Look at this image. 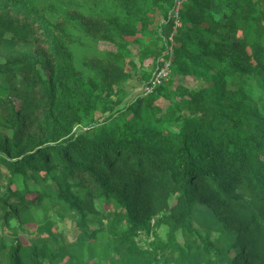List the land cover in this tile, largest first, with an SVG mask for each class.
<instances>
[{
    "label": "trees",
    "instance_id": "16d2710c",
    "mask_svg": "<svg viewBox=\"0 0 264 264\" xmlns=\"http://www.w3.org/2000/svg\"><path fill=\"white\" fill-rule=\"evenodd\" d=\"M178 1L0 0V264H264V0Z\"/></svg>",
    "mask_w": 264,
    "mask_h": 264
},
{
    "label": "rangeland",
    "instance_id": "374dc122",
    "mask_svg": "<svg viewBox=\"0 0 264 264\" xmlns=\"http://www.w3.org/2000/svg\"><path fill=\"white\" fill-rule=\"evenodd\" d=\"M53 3V5L55 6L56 10L59 11L60 9H62V6L60 5L59 2H51ZM160 17H158L159 19ZM160 22H164L163 19H159ZM157 23V22H156ZM181 28V27H180ZM179 29V28H178ZM138 50V49H137ZM136 50V51H137ZM136 51L134 52V54L137 55ZM174 52V50H173ZM174 54V53H173ZM133 60L139 64L138 62V58H136V56H134ZM150 67L152 66V64L150 63L149 65ZM153 72H151V69H147L146 70V74L147 75H151ZM136 80H140V79H135V80H130V81H127L125 87H126V94H128V99L125 103H131L135 100V98L137 96H140L142 95L141 92H142V87H143V80H140V82H137ZM140 83V84H139ZM197 84V83H196ZM192 85H194V83H192ZM20 86V85H18ZM252 95L254 97V99L258 102V105L260 107V109L264 112V92L263 90L261 89V86L259 83H254V90L252 92ZM163 101V100H162ZM159 104H161V101L158 102ZM164 105L167 104L165 101H163ZM125 106H121L120 107V110H123ZM125 109H127V107H125ZM141 115V118L142 117H146L145 121H147L149 124L148 126L154 130L156 129H165L166 128V124L165 123H158L154 120L153 118V115L150 113V112H146V113H143V114H139ZM172 129H175L172 127ZM97 207L99 210L103 211V218L105 220H109L112 218V211H106L103 209V204L102 203H98L97 204ZM37 216L38 218L41 217V211H39L37 213ZM197 216L198 217H201V218H207V217H210V211L207 207H200L199 209H197ZM75 219V218H74ZM58 223L60 226L63 227V229L66 231V233H70V232H73L75 231V223H74V220L72 218H64V219H59L58 220ZM166 228H163L162 230H159V235H161L162 237H165V231ZM153 238L152 237H145L143 242L141 243L142 245H146L147 243L149 242H152Z\"/></svg>",
    "mask_w": 264,
    "mask_h": 264
},
{
    "label": "built area",
    "instance_id": "2783aa9c",
    "mask_svg": "<svg viewBox=\"0 0 264 264\" xmlns=\"http://www.w3.org/2000/svg\"><path fill=\"white\" fill-rule=\"evenodd\" d=\"M186 2L187 0H179L171 12V17L175 20V30L169 39L170 42H173V37L176 34L177 29L182 27V22L180 20V11L184 7ZM173 53V47L169 48L168 54L170 56V59L165 61L153 71L149 83L142 87L143 95H151L158 87L168 81L171 73V56H173Z\"/></svg>",
    "mask_w": 264,
    "mask_h": 264
},
{
    "label": "crops",
    "instance_id": "0c3cea01",
    "mask_svg": "<svg viewBox=\"0 0 264 264\" xmlns=\"http://www.w3.org/2000/svg\"><path fill=\"white\" fill-rule=\"evenodd\" d=\"M141 94H142V92H141Z\"/></svg>",
    "mask_w": 264,
    "mask_h": 264
}]
</instances>
